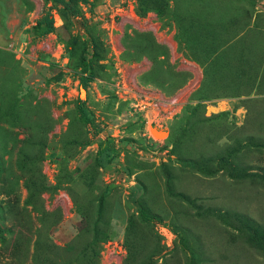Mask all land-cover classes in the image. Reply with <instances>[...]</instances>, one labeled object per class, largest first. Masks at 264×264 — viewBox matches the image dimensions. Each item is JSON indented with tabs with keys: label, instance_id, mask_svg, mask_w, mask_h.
Listing matches in <instances>:
<instances>
[{
	"label": "rangeland",
	"instance_id": "rangeland-1",
	"mask_svg": "<svg viewBox=\"0 0 264 264\" xmlns=\"http://www.w3.org/2000/svg\"><path fill=\"white\" fill-rule=\"evenodd\" d=\"M128 1L0 0V264H264V0Z\"/></svg>",
	"mask_w": 264,
	"mask_h": 264
},
{
	"label": "built area",
	"instance_id": "built-area-1",
	"mask_svg": "<svg viewBox=\"0 0 264 264\" xmlns=\"http://www.w3.org/2000/svg\"><path fill=\"white\" fill-rule=\"evenodd\" d=\"M107 5V14H114L117 18H126L130 21L139 19L136 11V6L133 2L128 1L118 4L115 8L110 6V0H104ZM115 11V12H114ZM113 15V18H114ZM151 15H149V18ZM58 23V17H56ZM131 95L130 100L135 110L145 115L150 122H166L177 117L183 109L182 98L178 95L170 96L169 98L160 97L150 91L137 90L131 84L124 81L119 87V92ZM106 246V252L109 256L114 254L125 255L127 250L124 244L117 241H110Z\"/></svg>",
	"mask_w": 264,
	"mask_h": 264
},
{
	"label": "trees",
	"instance_id": "trees-1",
	"mask_svg": "<svg viewBox=\"0 0 264 264\" xmlns=\"http://www.w3.org/2000/svg\"><path fill=\"white\" fill-rule=\"evenodd\" d=\"M41 24H42V22H40V27H41ZM48 30V29H47Z\"/></svg>",
	"mask_w": 264,
	"mask_h": 264
},
{
	"label": "bare ground",
	"instance_id": "bare-ground-1",
	"mask_svg": "<svg viewBox=\"0 0 264 264\" xmlns=\"http://www.w3.org/2000/svg\"><path fill=\"white\" fill-rule=\"evenodd\" d=\"M159 134V133H158ZM161 135H162V133H161Z\"/></svg>",
	"mask_w": 264,
	"mask_h": 264
}]
</instances>
